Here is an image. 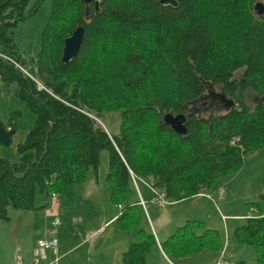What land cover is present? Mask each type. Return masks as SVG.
Returning a JSON list of instances; mask_svg holds the SVG:
<instances>
[{"label": "trees", "instance_id": "16d2710c", "mask_svg": "<svg viewBox=\"0 0 264 264\" xmlns=\"http://www.w3.org/2000/svg\"><path fill=\"white\" fill-rule=\"evenodd\" d=\"M255 1L177 0L172 8L157 0H100L98 12L89 3L85 13L82 0H49L28 76L13 28L37 3L26 13L28 0H0V82L12 84L35 114L16 144L17 161L0 156V220L9 219L8 207L43 209L52 195L71 203L69 187L96 171L106 150L108 198L121 207L114 224L139 236L119 264H146L155 241L132 203V177L147 181L152 196L153 190L177 201L207 191L264 145V15L253 14ZM77 25L83 28L78 52L61 63L62 41ZM206 85L219 86L230 101L226 110L207 118L187 113L207 94ZM247 91L257 97L253 105L245 102ZM112 110L119 111L115 133L99 119ZM165 112L189 115L185 136L161 123ZM4 127L15 129L11 121ZM251 211L233 236L252 247L255 264H264V213ZM198 224L177 227L160 243L162 251L165 245L185 256L221 245L215 230L200 231Z\"/></svg>", "mask_w": 264, "mask_h": 264}, {"label": "rangeland", "instance_id": "374dc122", "mask_svg": "<svg viewBox=\"0 0 264 264\" xmlns=\"http://www.w3.org/2000/svg\"><path fill=\"white\" fill-rule=\"evenodd\" d=\"M35 4V8L31 10L32 13L18 21L13 28V36L20 45V49H18L23 52H20L21 56L28 62V65H26L28 68L22 67L26 69L27 73L33 69V60L36 58L40 47V33L49 15L50 8L49 0H28L26 13ZM7 10L9 9L7 8ZM239 75L240 72L237 71L235 77ZM206 87L208 89L207 94L188 106L195 109V111L192 110L195 116L203 118L226 110V104L224 103L226 99H223L219 86L206 85ZM13 88L12 84L5 85L0 82V122L6 125L7 122L11 121L15 128L10 143L0 145V156L10 162L17 161L16 144L23 140L35 118V114L31 112L24 101L14 96ZM256 100L257 97L254 93L245 92V102L247 104L253 105ZM99 119L110 133L117 131L118 110L104 113L99 116ZM107 157V151L101 150L96 171L90 170L87 174L89 176L92 175V172H96L95 174L98 176L96 185L98 190L93 191L90 189L89 197H98L105 204V208L97 204V199L95 202L84 199L82 194L76 191L77 183L69 187L73 196L71 203L58 198L54 203L50 201V196L48 205L43 209L16 210L8 207L7 216L9 219L6 221L0 220V264H47L53 257L51 252L54 248H39L37 246L38 240H54L56 243L57 239L61 238V241H64L67 245V241L72 242L74 238L86 237L89 232L96 229L100 225L102 215H109L112 211L117 213L116 205L107 199L108 186L105 182ZM131 181L135 186L136 194L138 195L136 186L141 192L145 203H143V206L141 205V212L151 231L154 227L163 233L169 224L172 226L173 222L183 214H191L190 218H195L199 223L198 228L201 229L200 231L207 229L215 230L218 233L221 245L206 247L199 252L179 256L183 257L181 258L183 263L231 264L236 260H243L247 264H255V254L252 247L237 242L233 236V230L243 223L244 219L252 213L253 208L254 210L258 208L259 211L264 213V145L246 154L237 170L218 177L213 185L205 191L213 194L215 197L213 203L216 207L211 202V206H209L202 199L198 200L194 197L174 201L171 205L169 202H164L161 206H158L149 198L152 193L148 185L147 187L144 186V182L143 184L142 181L135 180L133 177ZM219 190H222L221 194L218 193ZM41 197L42 195L36 194L37 199H43ZM138 200L141 204L139 197ZM223 215L225 216V232H223V226L221 227V216ZM103 228L101 227L97 234L92 235L91 240L95 243L99 241L101 246L104 237L103 240H106L108 244L105 251L109 256L113 250L110 245L111 240H115L117 245L126 244L124 248L130 242L139 240L135 229L121 231L117 229L114 222L109 228ZM108 229L111 230L108 231ZM182 247H185V245ZM163 248L169 259L173 260L172 257H177L173 252L167 250L171 247L164 245ZM37 251H39L38 254ZM17 255L19 259H16ZM80 255L81 253L74 255L78 263ZM152 256L153 254H150V257ZM68 258L69 256L60 260L59 264H67ZM113 259L115 260V258ZM155 260H157V264H162L156 256Z\"/></svg>", "mask_w": 264, "mask_h": 264}, {"label": "crops", "instance_id": "0c3cea01", "mask_svg": "<svg viewBox=\"0 0 264 264\" xmlns=\"http://www.w3.org/2000/svg\"><path fill=\"white\" fill-rule=\"evenodd\" d=\"M96 172H92V175H87L84 180L80 183H77V187H76V191H79L83 198L89 201H93L95 202V200L97 199V204L101 205L105 208V204H103V202L98 198H90V189L93 191L98 190L97 188V183H98V176L95 174ZM94 174V175H93ZM142 181V183L144 184V186L146 185L147 187V181ZM135 189V186H134ZM137 194H135V196L132 199V203H136L137 205L139 204L140 207L141 204L139 203L138 197L139 199L142 201V203H144L141 192L138 190L137 186ZM74 192V191H73ZM136 193V192H135ZM215 195V194H214ZM217 196V195H216ZM148 197V195L146 196V198ZM191 197L202 199L203 202L209 206H211V203L215 202L214 200V196L212 193H208V192H199ZM150 198V197H149ZM189 198V197H187ZM107 199L109 200L108 196ZM186 199V198H184ZM184 199H180L177 201H182ZM168 202V201H166ZM201 202V201H200ZM211 202V203H210ZM174 201H169V204H173ZM145 204V203H144ZM214 204V203H213ZM161 206V205H158ZM215 206V204H214ZM216 207V206H215ZM116 210L118 209L117 206L115 207ZM121 208V207H120ZM148 208V207H146ZM120 209L117 210V213L115 212H110L109 215H102V220L100 222V225L94 229L93 231L89 232L88 235L86 237H79V238H74V240L72 242L67 241V245L64 243V241H61V238H58L55 245H54V249L51 252L52 254V259L48 261L47 264H59L60 260H62L63 258H66L67 256H69L68 258V263L67 264H118V259L120 260V254L121 252L125 249V245L126 244H118L116 243L115 240H111L110 241V245L112 246L113 250H112V254L109 256L106 254V246L107 241L103 240L102 238V245H99V241H97V243H95L94 241L91 240V236L94 234H97V232L101 229V227L103 228H109V226L114 222V219L118 216ZM191 214H183L178 220L174 221L172 226L169 224L167 229L162 233L161 231L156 230V228L153 227V231H151L150 227L147 225L146 221V225L147 228L151 231L153 238H154V245H152L150 247V249L148 250V252L145 255V261L146 264H157V260H155V256L156 258L158 257L159 262H161L162 264H185L181 261V258L183 257H172L173 260L169 259L168 255L166 253H164L160 247V243L163 242L164 240H166V238L179 226L183 225L186 221H192L195 220L197 221L195 218H190ZM229 216V215H227ZM224 215L221 216L222 218V224L221 227L223 226V232L224 231ZM185 219V220H184ZM145 220V219H144ZM183 221V222H182ZM182 222V223H181ZM103 228V229H104ZM118 229V228H117ZM111 229H108V231ZM107 231V232H108ZM136 231V230H135ZM197 233H199L200 231H196ZM137 233V232H136ZM127 247V246H126ZM39 253V251H37V254ZM79 256V263L78 261L75 259L74 255L76 254H80ZM150 254L153 256L150 257ZM73 255V256H72ZM188 255V254H186ZM43 257V256H40ZM115 258V260L113 259ZM118 261V262H117Z\"/></svg>", "mask_w": 264, "mask_h": 264}, {"label": "water", "instance_id": "95a60500", "mask_svg": "<svg viewBox=\"0 0 264 264\" xmlns=\"http://www.w3.org/2000/svg\"><path fill=\"white\" fill-rule=\"evenodd\" d=\"M85 5V13L88 12V4L91 3L95 12L99 10L100 0H82ZM160 6H170L176 8L178 6L177 0H157ZM253 14L257 17L264 15V3L260 0H256L252 5ZM83 28L80 25L75 26L72 32L66 36L62 41V48L60 54L61 63H67L72 60L78 52L79 45L81 43ZM220 95V94H219ZM223 99L224 98L223 96ZM226 106L230 104V101L224 102ZM188 114L178 113L171 114L170 112H165L161 116V123L166 125L175 134L185 136L186 127L185 124L188 121ZM14 133L13 128H5L0 122V144L7 145L10 143L11 135Z\"/></svg>", "mask_w": 264, "mask_h": 264}, {"label": "built area", "instance_id": "2783aa9c", "mask_svg": "<svg viewBox=\"0 0 264 264\" xmlns=\"http://www.w3.org/2000/svg\"><path fill=\"white\" fill-rule=\"evenodd\" d=\"M0 56L4 57L3 55L0 54ZM21 71L24 72L25 74H27L28 76H30L26 69L20 67ZM153 192V196L151 198V201L156 204V205H161L162 203L166 202L167 200L165 199L164 195L162 193H157V192ZM222 190H219L218 193L221 194ZM57 200V197L55 195H52L51 197V202H56ZM141 201V200H140ZM141 205H143L142 201H141ZM117 208L120 209V205H117ZM55 242L54 240H38L37 241V246L39 248H42V249H46V248H53ZM16 259H19V256L17 255L16 256ZM218 264H221V263H218Z\"/></svg>", "mask_w": 264, "mask_h": 264}, {"label": "flooded vegetation", "instance_id": "af4514ba", "mask_svg": "<svg viewBox=\"0 0 264 264\" xmlns=\"http://www.w3.org/2000/svg\"><path fill=\"white\" fill-rule=\"evenodd\" d=\"M188 106H189V105H188ZM192 110H194V111H195V109H194V108L192 109V107H190V108H189V107H187V113H189V112H190V111H192ZM190 113H191V112H190ZM192 113H193V112H192ZM192 113H191V114H192Z\"/></svg>", "mask_w": 264, "mask_h": 264}, {"label": "bare ground", "instance_id": "6f19581e", "mask_svg": "<svg viewBox=\"0 0 264 264\" xmlns=\"http://www.w3.org/2000/svg\"><path fill=\"white\" fill-rule=\"evenodd\" d=\"M226 108V107H225Z\"/></svg>", "mask_w": 264, "mask_h": 264}]
</instances>
